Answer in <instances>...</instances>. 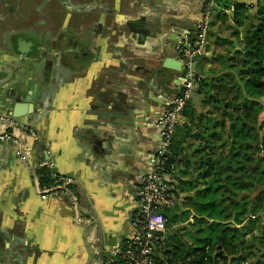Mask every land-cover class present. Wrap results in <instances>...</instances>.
<instances>
[{
    "label": "crops",
    "instance_id": "1",
    "mask_svg": "<svg viewBox=\"0 0 264 264\" xmlns=\"http://www.w3.org/2000/svg\"><path fill=\"white\" fill-rule=\"evenodd\" d=\"M243 1L255 19L256 0ZM203 3L0 0V132L11 131L28 155L22 161L13 143L0 141V264H105L133 234L135 191L160 145L154 122L182 88L178 43L193 38ZM208 16L205 51L194 64L200 87L184 106L196 113L181 114L172 135L186 156L199 142L189 135L197 114L213 111L229 128L235 80L244 92L238 70L249 28L234 30L243 24L216 2ZM206 87L220 102L208 99ZM263 119L264 110L255 124ZM197 159L189 174L176 172L185 181L178 189L192 188ZM41 163L64 176L57 191L39 189ZM176 165L184 167L181 157Z\"/></svg>",
    "mask_w": 264,
    "mask_h": 264
},
{
    "label": "trees",
    "instance_id": "2",
    "mask_svg": "<svg viewBox=\"0 0 264 264\" xmlns=\"http://www.w3.org/2000/svg\"><path fill=\"white\" fill-rule=\"evenodd\" d=\"M215 2L226 8H232V19L238 26H241L248 18V9L251 5L243 0H215ZM253 6H255V22L250 25L243 37L246 52L242 59V67L238 70L244 92L239 82L235 80L239 100H234V106H232V109L238 110L241 108L240 105H244L248 107V110L239 109L238 114H234L233 110L230 113L232 117H230L229 128L224 123L225 119L222 116L216 117L213 111L208 112L206 116L197 114V120L192 121L196 128L192 133L190 131L189 135L198 139L199 142L187 156L186 151L183 150L184 144L175 146L173 143L178 124L174 129L167 151L168 161L177 166L176 162L181 157L184 163L183 168L176 167V172L181 176L189 174L191 157L198 155L196 162L200 169L192 181L188 180L191 182L190 187L194 190L188 193L187 187L184 186H180L179 190L185 194L183 199L192 207L194 212L192 215L197 218V222H202V226L198 228L199 236L194 237L189 234L192 243L180 239L179 236L174 237L177 246L184 247L179 250L181 251L179 255L173 254L174 250L172 251L167 243V239L175 234L164 235V230L156 255L159 262L244 264L250 261L248 264H264V228L261 230L257 225L258 219L264 214V131L257 144V139L252 141V138L257 136L252 126V124L256 125L257 116L252 118L253 123L249 122L252 120L250 118L252 110L256 112L264 110V102L261 100L264 96V0H256ZM193 40L194 35L190 41ZM241 74H243L242 78ZM220 78L222 74L204 81L210 84ZM200 82L201 78L198 75L197 89L200 87ZM205 92H210L208 87L205 88ZM208 99L220 102V97H217L214 92L209 93ZM185 107L181 114L193 118L196 111L192 109V112H188ZM238 120L239 125L235 122ZM263 127L264 119L258 123L260 130ZM190 128L185 126L188 131ZM226 144L229 145L228 155L223 152ZM188 146L191 144L188 143ZM35 174L37 185L41 190H54L64 181V176L53 173L46 163L36 166ZM173 179L177 188L180 182H185L179 180L176 174L173 175ZM244 181H252L253 184ZM184 188L185 190H182ZM253 189L255 194L250 198ZM237 191L247 192V194H243L237 201L235 200ZM164 214L167 230L168 224L186 218L191 211L188 208L180 212L168 209Z\"/></svg>",
    "mask_w": 264,
    "mask_h": 264
},
{
    "label": "built area",
    "instance_id": "3",
    "mask_svg": "<svg viewBox=\"0 0 264 264\" xmlns=\"http://www.w3.org/2000/svg\"><path fill=\"white\" fill-rule=\"evenodd\" d=\"M214 3L215 0H204L203 16L197 24L194 40L183 41L187 47L182 55V88L169 98L163 112L154 122L159 129L160 145L152 157L149 170L142 175L135 191V207L130 216L133 234L120 245L112 247L105 264H167L156 259L165 230L166 216L163 209L171 207L181 198L173 179L177 168L168 161L167 151L181 111L197 86L194 64L205 51L206 35L209 31L208 12ZM6 120L11 122L9 117ZM4 140L15 145V153L20 160L27 161V152L17 136L11 131H2L0 141ZM66 180L69 181L70 178ZM55 190L57 191H50Z\"/></svg>",
    "mask_w": 264,
    "mask_h": 264
},
{
    "label": "rangeland",
    "instance_id": "4",
    "mask_svg": "<svg viewBox=\"0 0 264 264\" xmlns=\"http://www.w3.org/2000/svg\"><path fill=\"white\" fill-rule=\"evenodd\" d=\"M208 25H210V23H208ZM261 111H262V109L259 112L252 110L251 111L252 113H250V118L254 119L255 116L259 117V114L261 113ZM238 113H239V111L236 110V112L234 114H238ZM240 115L242 116V114H240ZM256 135L257 136H255L254 139L252 138V141H256L258 134H256ZM227 143H228V141H227ZM254 143H256V142H254ZM223 152L225 155H228V153H229V145L228 144H226L225 147L223 148ZM257 154H259V153H257ZM194 175L195 174H193V176H191V178L194 179ZM183 186L184 185H182L181 187H183ZM199 186H201V184H199ZM182 190H185V188ZM193 190H194V188H190V189H187L186 191L192 192ZM251 192L252 193L249 196L250 198H252L253 195L255 194V189H253V191L251 190ZM187 208L190 209L191 214L188 215L186 218H183V219L181 218L182 220L172 221L170 224H168L169 226H168L167 230L165 229V233H164V235L175 234L173 237H170L167 239V243H168V247H170L172 249V251L174 250L173 254H176V255H179V253L181 252L179 250L183 249L184 247H178L174 241V237L179 236L180 239H182L186 242H191V238L189 237V234L194 236V237L199 236L200 232H198V228L200 226H202V222H197V220H196L197 218L192 215L194 213L192 210V207H190V205L186 204L185 199H183V197L179 198L178 201L174 205H172L171 207H165L163 209L164 212L167 213L168 209L170 211L172 210L174 212H180V211H183L184 209H187ZM257 225H258L259 229L263 230V228H264L263 227L264 226V214H262V216L258 219ZM248 262H250V261H247L244 264H248Z\"/></svg>",
    "mask_w": 264,
    "mask_h": 264
},
{
    "label": "water",
    "instance_id": "5",
    "mask_svg": "<svg viewBox=\"0 0 264 264\" xmlns=\"http://www.w3.org/2000/svg\"><path fill=\"white\" fill-rule=\"evenodd\" d=\"M253 22H255V19H254V17H253V14H252V12H251V9H250V10H249L248 19H246V20L244 21V23H243V25H242L241 27H237V26L234 27V30H236V31H240V32L242 33V35H244L245 31L249 28V26H250ZM22 43H23V41H22ZM178 46L181 47V48H186V47H187V45H186L184 42H180V41H179V43H178ZM13 115H14V116H17L18 114H17L16 112H14ZM252 126H254V128H255V132L258 134V138H257V144H258L259 141H260V135H261V133L264 131V129L260 130V129L258 128V126H257V125H254V124H252ZM244 182H246V183H250V184L253 183L252 181H244ZM236 193H237V197L235 198V200H237V201L240 200V198H241V196H242L243 194H247V192H241V191H237ZM263 227H264V226H263Z\"/></svg>",
    "mask_w": 264,
    "mask_h": 264
},
{
    "label": "flooded vegetation",
    "instance_id": "6",
    "mask_svg": "<svg viewBox=\"0 0 264 264\" xmlns=\"http://www.w3.org/2000/svg\"><path fill=\"white\" fill-rule=\"evenodd\" d=\"M19 3H20V1H19Z\"/></svg>",
    "mask_w": 264,
    "mask_h": 264
}]
</instances>
